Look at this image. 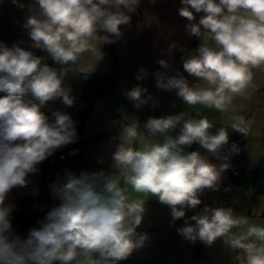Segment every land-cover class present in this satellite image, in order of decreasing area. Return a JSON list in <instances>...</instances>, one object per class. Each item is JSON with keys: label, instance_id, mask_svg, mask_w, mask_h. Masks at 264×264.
<instances>
[{"label": "clouds", "instance_id": "9594fccd", "mask_svg": "<svg viewBox=\"0 0 264 264\" xmlns=\"http://www.w3.org/2000/svg\"><path fill=\"white\" fill-rule=\"evenodd\" d=\"M12 3L23 9L20 0ZM140 0H32L23 27L32 48L48 54L54 65L19 44L0 42V264H119L142 248L148 239L138 233L146 199L133 200L130 191L155 197L169 207L172 222L185 217L186 209L201 205L205 189L218 190L222 173L231 165L221 155L229 143V129L216 128L206 116L174 115L150 117L141 130L138 122L123 124L119 144L112 154V173L67 172L63 181L51 186L59 203L31 228L25 237L12 231L11 207L5 201L10 191L29 183L27 177L56 150L73 143L75 121L59 110L44 109L60 100L74 105L71 89L65 85L78 56L91 51L97 60L103 53L94 46L113 43L129 25ZM178 12L186 18V32L200 43L183 58V71L195 79L189 82L177 72H157L156 86L171 91L187 106L202 105L224 110L228 94L242 93L252 80V68L264 66V0H180ZM127 10V11H125ZM200 15L198 22L196 14ZM175 44L170 45L175 48ZM182 50V49H181ZM161 67L169 64L161 59ZM82 72V71H80ZM136 77L142 80L147 70ZM147 89L137 85L127 91L136 108L151 99ZM242 120L231 129L243 133ZM194 143L204 149L186 151ZM230 153H238L233 143ZM223 162L215 164L209 157ZM193 221L194 223H189ZM247 225L239 235L233 227ZM178 234L211 245L223 237L234 250H242L241 264H264V226L248 224L232 208L210 207L185 220ZM239 260V256H237Z\"/></svg>", "mask_w": 264, "mask_h": 264}, {"label": "crops", "instance_id": "0c3cea01", "mask_svg": "<svg viewBox=\"0 0 264 264\" xmlns=\"http://www.w3.org/2000/svg\"><path fill=\"white\" fill-rule=\"evenodd\" d=\"M20 2L25 5L23 9L14 5L12 0H0V42L9 47L14 44L25 45L27 50L43 57V63L59 67L54 65L46 52L32 48L27 29L23 27L26 17L30 15L28 5L32 0ZM139 5L138 12L135 10L127 13L131 16V21L129 25L121 26V37L112 38L115 40L111 44L118 68L115 87L96 98L83 120H78L85 105V88L94 87L96 83L92 78L111 72L109 43H102L104 37L98 36L94 46L100 49L103 58L96 61L97 56L91 51L81 53L73 67L82 72L71 71L65 79V85L71 89L74 97V105L66 107L60 100H56L42 109L50 119L51 112L59 110L69 114L75 122L80 121L75 141L60 148L76 146L78 152L57 162L55 174L63 181L69 171L76 175L81 172H114L112 154L117 149L121 126L125 123L138 122L143 130L144 123L150 117L174 115L182 111L189 117L206 116L215 125L213 131L221 126L229 129V143L221 155H229L228 163L231 167L222 173L218 190L205 189L200 195L201 205L196 209H186L185 217L175 222H172L169 207L161 204L158 199L130 191L131 199H146L145 212L137 232L146 233L148 239L142 248L135 250L119 264H241L244 260L243 251L232 249L223 237L207 245L198 239L195 242L187 240L178 234L177 229L183 227L185 220L201 211L205 205L230 207L236 217L246 220L248 224L264 226V66L251 69L252 80L242 93L228 94L224 110L208 109L202 105L187 106L175 94V90L158 88L155 74L160 72L166 76L176 75L179 72L177 62L194 52L200 41L186 32L188 21L178 12L180 0H140ZM202 14H196L195 22H198ZM171 44L176 47L170 49ZM161 59L169 64L167 69L158 63ZM141 68L147 70V75L142 80H137L136 77L142 75ZM182 75L187 77L190 84L195 82L193 77ZM137 85L147 89L145 98L151 96L148 103L140 108H136L126 95L127 91ZM237 120L243 121V133L231 129L232 123ZM233 143L238 146V153L229 152ZM197 149L207 155L196 143L185 150ZM209 160L215 164L223 162L211 156ZM41 163L37 165L38 171L27 177V186H17L8 194L5 203L12 210L22 198L36 195ZM236 167L244 168L246 174L240 181L230 184V170ZM230 186L237 192V198L224 195L223 192ZM189 223L194 222L189 220ZM246 228L247 225L233 227L231 232L239 235Z\"/></svg>", "mask_w": 264, "mask_h": 264}, {"label": "trees", "instance_id": "16d2710c", "mask_svg": "<svg viewBox=\"0 0 264 264\" xmlns=\"http://www.w3.org/2000/svg\"><path fill=\"white\" fill-rule=\"evenodd\" d=\"M139 9L140 5H138L136 11L138 12ZM106 35L107 34L101 33L99 36L105 37ZM22 46H24L25 49H28L27 46ZM108 48L111 60V72L109 74H102L92 78V81L96 84L92 88L88 87V91L84 92L85 105L78 116V120L80 121L83 120L84 116L90 110L93 101L99 96L110 92L116 85L118 78L117 60L111 43L108 44ZM182 62L183 61L177 62V70L182 74H187L183 71ZM58 180L59 178L55 174V167L47 165L45 161L42 162L36 195L33 197L28 196L19 200L16 204V208L12 210L9 215L12 231L14 233L21 237H25L31 228L40 227L38 221L44 219L47 212L59 202L54 198L53 193L51 192V186ZM195 251H198L197 247L195 248Z\"/></svg>", "mask_w": 264, "mask_h": 264}, {"label": "built area", "instance_id": "2783aa9c", "mask_svg": "<svg viewBox=\"0 0 264 264\" xmlns=\"http://www.w3.org/2000/svg\"><path fill=\"white\" fill-rule=\"evenodd\" d=\"M24 48V46L19 45ZM36 55V54H35ZM88 91V88H85V92ZM78 152V148L76 146H71L67 149H58L51 156H49L45 163L49 166L55 167L57 162L66 159L68 156L73 155ZM246 174V170L241 167H236L230 170V184L238 181L244 177ZM224 195L230 198H237V192L232 189L230 186L227 190H225Z\"/></svg>", "mask_w": 264, "mask_h": 264}, {"label": "water", "instance_id": "95a60500", "mask_svg": "<svg viewBox=\"0 0 264 264\" xmlns=\"http://www.w3.org/2000/svg\"><path fill=\"white\" fill-rule=\"evenodd\" d=\"M80 124V121H77L75 124V128H76V135H77V129H78V125Z\"/></svg>", "mask_w": 264, "mask_h": 264}]
</instances>
